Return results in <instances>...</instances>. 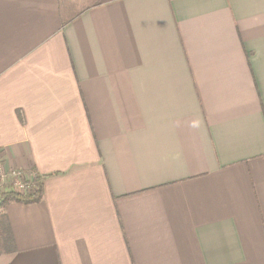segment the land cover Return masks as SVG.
Here are the masks:
<instances>
[{"label":"crops","instance_id":"0c3cea01","mask_svg":"<svg viewBox=\"0 0 264 264\" xmlns=\"http://www.w3.org/2000/svg\"><path fill=\"white\" fill-rule=\"evenodd\" d=\"M0 166V264H264V0H0Z\"/></svg>","mask_w":264,"mask_h":264},{"label":"trees","instance_id":"16d2710c","mask_svg":"<svg viewBox=\"0 0 264 264\" xmlns=\"http://www.w3.org/2000/svg\"><path fill=\"white\" fill-rule=\"evenodd\" d=\"M100 0H59V15L62 23L70 21L79 13L89 8ZM39 175L35 173L32 181L31 191L24 194L14 190L0 191V209L10 201L22 203L37 202L42 196V182ZM0 250L9 252L13 249L12 238L9 233L8 225L5 223L4 215L0 216Z\"/></svg>","mask_w":264,"mask_h":264},{"label":"built area","instance_id":"2783aa9c","mask_svg":"<svg viewBox=\"0 0 264 264\" xmlns=\"http://www.w3.org/2000/svg\"><path fill=\"white\" fill-rule=\"evenodd\" d=\"M35 173H30L26 175L22 171L18 170H7L5 171L2 166H0V186L6 181L9 182V187L15 192L24 194L31 191L32 181Z\"/></svg>","mask_w":264,"mask_h":264}]
</instances>
